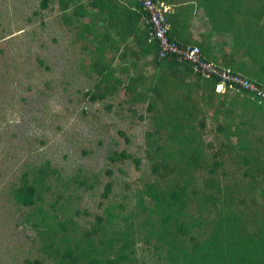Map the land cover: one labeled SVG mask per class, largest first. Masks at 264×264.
<instances>
[{
	"label": "rangeland",
	"instance_id": "1",
	"mask_svg": "<svg viewBox=\"0 0 264 264\" xmlns=\"http://www.w3.org/2000/svg\"><path fill=\"white\" fill-rule=\"evenodd\" d=\"M162 1L184 42L222 38L213 59L264 85V0ZM122 10L0 0V264H64L65 249L94 264H200L207 246L264 236V113L151 49L112 67L103 28L119 31Z\"/></svg>",
	"mask_w": 264,
	"mask_h": 264
},
{
	"label": "built area",
	"instance_id": "2",
	"mask_svg": "<svg viewBox=\"0 0 264 264\" xmlns=\"http://www.w3.org/2000/svg\"><path fill=\"white\" fill-rule=\"evenodd\" d=\"M132 2L143 14L139 21L146 30L147 42H153L156 46V61L174 60L178 64H189L192 76L196 75L201 80L217 79L213 88L215 94H223L226 91L240 92L264 113V85L235 73L228 67L205 60L195 45H177L169 38L167 16L170 11L161 0H132Z\"/></svg>",
	"mask_w": 264,
	"mask_h": 264
},
{
	"label": "trees",
	"instance_id": "3",
	"mask_svg": "<svg viewBox=\"0 0 264 264\" xmlns=\"http://www.w3.org/2000/svg\"><path fill=\"white\" fill-rule=\"evenodd\" d=\"M129 1L131 5L123 6L125 7L126 10H122L124 11L123 13H125L124 15L126 16L125 18L126 21L124 20L125 22H123V27L125 30L133 26L129 24V21L134 20L136 22L143 15L140 8L137 5H135L132 2V0H129ZM57 3H58L59 10L63 12L66 8L67 0H57ZM40 6L44 7V3L41 2ZM167 22L169 25V38L173 40L175 43H177V45H186V42L177 41L171 37L170 24L172 25L173 21L171 19H167ZM139 34H138V37H136L135 39V41H137L140 44L139 46L141 48L138 56H141L147 53L148 49L149 50L151 49V51L154 50L155 52L156 46L153 42H150L147 45L145 44L147 41L146 30L143 29V31H141ZM139 36L142 38L140 39ZM158 62L165 63L166 68H168L169 71H171L172 73H173V70L178 69L184 76L194 78L193 79L194 81L196 82L198 81L199 84L209 87L210 90L213 92L214 85L217 82L216 78H212L210 80H201L196 75L192 76L191 66L186 63L178 64L174 60H171V61L161 60ZM232 93H234L236 97L240 95L244 96V94L240 92L238 93L232 92ZM244 97H245L244 99L246 100V102H251L252 105L255 107V109L260 110V108L253 101H251L246 95ZM106 192H107V187H105L104 189V193ZM20 193H21V202L24 205H29L31 201V196L34 193L31 186L21 188ZM153 197L156 198V196H153ZM214 241H217V240L214 239ZM218 246L219 244L217 246H212V245H210V247L207 246L206 252L201 256L200 264H213L214 262H217V264H264V236H262L258 240L256 239L253 240L251 237H249L246 241L238 240V243L236 244H229V243L226 244L225 243L226 249L224 251V254H220V250L217 248ZM76 249L78 250L77 246H76ZM63 258H68L67 261L64 262V264H94L95 263L93 260L90 259V256L85 251H79V254L75 253L72 255L68 249H65V254H63ZM84 259H86V262L82 263ZM211 260H212V263H211ZM192 262L194 261L192 260L190 264Z\"/></svg>",
	"mask_w": 264,
	"mask_h": 264
},
{
	"label": "crops",
	"instance_id": "4",
	"mask_svg": "<svg viewBox=\"0 0 264 264\" xmlns=\"http://www.w3.org/2000/svg\"><path fill=\"white\" fill-rule=\"evenodd\" d=\"M122 6H126L127 5V3L125 2V1H120V0H117ZM161 2L164 4V2L161 0ZM181 2H183V4L184 5H186L187 4V2H190V1H188V0H181ZM165 5V4H164ZM165 6H167V5H165ZM168 7V6H167ZM182 7H184V6H182ZM169 8V7H168ZM194 9H195V6H194ZM93 10H95V9H93ZM169 11H170V14H168V16H167V19H171L172 21H173V23H172V25L170 24V29L171 28H174V30H175V32H176V39H177V41H182V42H184V39L183 38H181V31H184L185 30V28L186 27H184V25H185V22L181 19V17L179 16V12H178V9H175L174 7L171 9V8H169ZM107 17H102L101 18V20L100 19H98V20H100L101 22L102 21H104V22H106V21H108L107 19H106ZM106 20V21H105ZM134 20H132V21H129V24H131V26L133 27H130V28H128L127 30H125L124 29V27H121L120 29H119V31H118V28L117 27H115V26H109V27H106V28H103V30L105 31V32H107L108 33V39H106V40H104V43H103V46H105V48L106 47H108L109 48V52H110V54L112 55V56H114L115 57V59L113 60V64H112V67H113V65H114V63H116L117 62V59H116V56L117 57H119L120 56V54H121V52L123 53V50L124 51H127L126 53H129V52H131L130 50H129V48L130 49H132V50H134L135 51V53H136V55H139V51H140V44L137 42V41H135V39H136V37H138V34L141 32V31H143V23L141 22L140 23V21H139V19L135 22H133ZM100 22V24H103V23H101ZM112 21H108V24H112L111 23ZM194 21H192V23H193ZM194 23H196V22H194ZM106 24V23H105ZM105 24H103V25H105ZM113 25V24H112ZM197 25H199V24H197ZM197 25L195 26V28H193L192 30H193V33H191V36H190V38H192V39H195V38H197V29H199V28H197ZM124 29V30H123ZM186 34V33H185ZM140 35V34H139ZM142 38V37H141ZM220 39H222V38H218V39H211L210 41H209V43L207 44V42H203L202 41V43H201V41L199 42L200 43V47H199V49H200V52H201V55L203 56V58L205 59V60H207V61H210V62H212V63H214V64H216V65H221V66H224V67H228V68H230L229 66H227V65H225V64H222L221 62H219V61H216V60H214L213 59V54H214V52L212 51V50H214V51H216V49L218 50V48L220 47L218 44H219V42H218V40H220ZM142 41V40H141ZM218 43V44H217ZM146 45L148 44V42L146 41V43H145ZM186 44H189V45H194V44H190V43H186ZM208 45V46H207ZM210 45H211V47H210ZM118 48L117 50L115 49V48ZM132 47H134L135 49H133ZM146 47V46H145ZM202 47V48H201ZM213 47V48H212ZM147 48V47H146ZM148 49V48H147ZM226 48L225 47H223V50H225ZM209 51H212L213 52V54L212 53H210ZM148 52H149V49H148ZM151 52V51H150ZM132 53V52H131ZM132 54H134V53H132ZM111 67V66H110ZM231 70H232V68H230ZM233 71V70H232ZM235 73H237V72H235ZM239 73V72H238ZM240 74V73H239ZM241 75V74H240ZM192 79H194V78H192ZM197 83H198V81H197ZM224 93H230L229 91H226V92H224ZM223 93V94H224ZM232 94V93H231ZM215 95H220V94H215ZM222 95V94H221Z\"/></svg>",
	"mask_w": 264,
	"mask_h": 264
}]
</instances>
